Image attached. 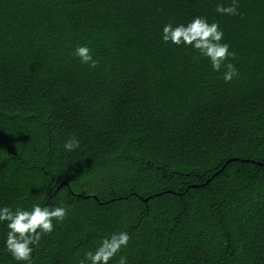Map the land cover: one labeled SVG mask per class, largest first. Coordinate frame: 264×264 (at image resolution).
Returning a JSON list of instances; mask_svg holds the SVG:
<instances>
[{
	"label": "trees",
	"instance_id": "16d2710c",
	"mask_svg": "<svg viewBox=\"0 0 264 264\" xmlns=\"http://www.w3.org/2000/svg\"><path fill=\"white\" fill-rule=\"evenodd\" d=\"M228 2L0 0V204L66 208L33 264H75L113 231L128 264H264V0L216 14ZM197 15L224 31L230 82L159 39Z\"/></svg>",
	"mask_w": 264,
	"mask_h": 264
},
{
	"label": "clouds",
	"instance_id": "9594fccd",
	"mask_svg": "<svg viewBox=\"0 0 264 264\" xmlns=\"http://www.w3.org/2000/svg\"><path fill=\"white\" fill-rule=\"evenodd\" d=\"M238 0L228 3H217L215 12L218 15H240L237 8ZM161 43L177 47L183 46L194 50L200 57L207 60L214 72L221 73V79L227 83L238 75L231 58L234 53L224 41V31L215 21L209 22L204 16H193L184 23L171 22L162 25L159 33ZM79 64L96 67L97 60L87 44L76 45L70 52ZM79 146L75 137L63 142V149L71 152ZM66 216L64 206H41L32 204L30 208L21 206L10 207L0 204V225L4 228L2 249L15 264H33V252L41 241V237L53 231L54 222L59 223ZM126 231H113L101 236L95 248L77 253L75 264H109L116 257L114 264H128L127 257L117 253L129 242Z\"/></svg>",
	"mask_w": 264,
	"mask_h": 264
},
{
	"label": "rangeland",
	"instance_id": "374dc122",
	"mask_svg": "<svg viewBox=\"0 0 264 264\" xmlns=\"http://www.w3.org/2000/svg\"><path fill=\"white\" fill-rule=\"evenodd\" d=\"M86 189H88V193H92L91 191H93L92 189H89V188H86Z\"/></svg>",
	"mask_w": 264,
	"mask_h": 264
},
{
	"label": "water",
	"instance_id": "95a60500",
	"mask_svg": "<svg viewBox=\"0 0 264 264\" xmlns=\"http://www.w3.org/2000/svg\"><path fill=\"white\" fill-rule=\"evenodd\" d=\"M228 161V160H227Z\"/></svg>",
	"mask_w": 264,
	"mask_h": 264
}]
</instances>
